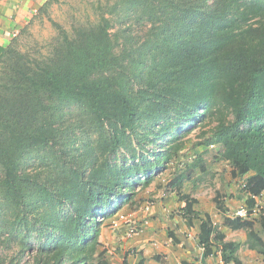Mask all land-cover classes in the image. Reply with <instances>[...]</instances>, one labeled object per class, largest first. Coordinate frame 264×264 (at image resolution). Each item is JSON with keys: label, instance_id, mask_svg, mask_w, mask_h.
<instances>
[{"label": "trees", "instance_id": "1", "mask_svg": "<svg viewBox=\"0 0 264 264\" xmlns=\"http://www.w3.org/2000/svg\"><path fill=\"white\" fill-rule=\"evenodd\" d=\"M97 8L95 21L75 19L71 29L52 21L57 39L31 61L14 49L17 36L0 49V264L92 260L100 218L183 158L181 137L206 121L214 125L201 143L221 144L232 176L248 174L247 215L264 191V0H98ZM185 167L170 186L186 225L200 221L204 256L216 246L223 264H242L241 243L181 192L195 168L205 170L201 154ZM223 222L264 255L251 220ZM174 230L167 236L178 243Z\"/></svg>", "mask_w": 264, "mask_h": 264}, {"label": "rangeland", "instance_id": "2", "mask_svg": "<svg viewBox=\"0 0 264 264\" xmlns=\"http://www.w3.org/2000/svg\"><path fill=\"white\" fill-rule=\"evenodd\" d=\"M97 5L98 0H43L42 9L35 11L24 26V31L17 35L18 39L13 44L14 49L24 54L30 61L40 57V54H45L58 37V30L52 21L66 29H71L75 19L95 21L99 11ZM134 29L143 32L145 26L137 25ZM213 125L214 122L206 121L204 125L191 128L180 139L184 141L181 149L183 158H171L149 185L142 188L136 186V194L131 203H124L113 214L100 218L96 256L82 264H223L216 246L212 247L209 256H204L203 247L197 242L200 223L197 218L193 220L195 236L192 240L198 247L200 259H191L184 253L178 255L177 259L172 257L169 261L165 254L158 251L166 245L164 233L162 235L163 228H158L153 223L159 222L156 216L152 217L154 210L158 206H165L166 219H179L185 223L181 209L184 202L170 186V180L175 171L184 170L185 164L200 154L205 170L195 168L192 171L193 180H186L181 192L197 199L194 209L201 217L208 213L214 226L224 233L225 239H234L241 243L237 253L242 264H264V255L248 248L243 229H232L224 225V217H233V212L240 207L247 208L246 193L242 189V184L248 174L232 176L230 165L220 156L221 144L207 146L201 143L202 131L209 130ZM216 200L222 203V209L217 208ZM256 204L253 212L244 218L251 220L255 230L264 238V231L259 222L264 207V191L256 198ZM186 227L190 228L187 225ZM175 244L171 241L170 246L175 248ZM15 250L16 247L5 251L12 253Z\"/></svg>", "mask_w": 264, "mask_h": 264}, {"label": "crops", "instance_id": "3", "mask_svg": "<svg viewBox=\"0 0 264 264\" xmlns=\"http://www.w3.org/2000/svg\"><path fill=\"white\" fill-rule=\"evenodd\" d=\"M43 0H0V49L7 47L17 36L22 28L28 23L35 11L41 6ZM15 34V35H14ZM165 206L156 207L154 210V215L152 217H157V221H153L155 225L163 228L162 235L164 233L165 239L164 244L158 249L163 254H165L167 260L170 261L172 257L175 259L178 258L180 254H186L195 258L197 254L198 247L195 245L192 240V237L195 236L193 231V226L187 228L184 222H181L179 219L171 220L166 219L165 215ZM174 228L175 232L179 235L182 234L184 237L180 239L178 243L172 248L171 239L167 236L166 232L169 229ZM234 240V239H230ZM171 252L172 255H171Z\"/></svg>", "mask_w": 264, "mask_h": 264}, {"label": "built area", "instance_id": "4", "mask_svg": "<svg viewBox=\"0 0 264 264\" xmlns=\"http://www.w3.org/2000/svg\"><path fill=\"white\" fill-rule=\"evenodd\" d=\"M15 35V34H14ZM263 193V192H262ZM261 193V194H262ZM257 197H255V199H256ZM256 206H257V204H255V207H254V209L256 208ZM253 209V210H254ZM247 215V210H246V208H244V207H240V208H238V209H236L234 212H233V217H235V216H241V217H245Z\"/></svg>", "mask_w": 264, "mask_h": 264}, {"label": "water", "instance_id": "5", "mask_svg": "<svg viewBox=\"0 0 264 264\" xmlns=\"http://www.w3.org/2000/svg\"><path fill=\"white\" fill-rule=\"evenodd\" d=\"M203 259V258H202Z\"/></svg>", "mask_w": 264, "mask_h": 264}]
</instances>
